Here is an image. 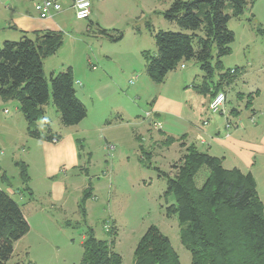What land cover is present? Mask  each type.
<instances>
[{"label": "rangeland", "instance_id": "1", "mask_svg": "<svg viewBox=\"0 0 264 264\" xmlns=\"http://www.w3.org/2000/svg\"><path fill=\"white\" fill-rule=\"evenodd\" d=\"M171 1L93 0L91 10L94 7L95 12L78 20L77 29L83 34L75 38L67 30L63 45L44 60L47 79L52 72L72 67L77 95L87 107V116L67 126L50 98L44 106V117L34 128L45 135L48 122L52 132L61 135L59 141L63 138L61 144L72 135L77 154L70 152L67 142L63 144L65 149L44 147V136L30 135L28 122L17 107L19 101L0 97V186L23 205L28 202L31 196L27 191L20 194L24 186L17 162L23 161L28 165L34 191L33 201L23 207L30 230L15 243L14 255L7 264H84L83 240L89 229L101 239L116 235L114 249L122 255V264H135L137 245L151 225L170 239L173 258L180 264H192V254L186 247L189 239H183L178 216L169 211L176 203L175 196L166 193L167 178L159 172L174 175L187 143L184 137L164 141L168 134L157 131L160 125L155 124L152 107L156 101L169 107L172 100L177 101L183 117L189 116L201 126L207 120L211 131L215 123L225 124V118L210 110L209 93L193 88L204 80V72L195 60L184 61L163 82L152 80L147 72L144 51H157L154 33L161 29L180 31L164 16ZM91 20L96 24L92 23L88 31ZM97 23L111 30L114 37L122 33V38L98 33ZM228 27L235 38L231 52L222 58L223 69L215 68L213 81L230 68L242 69L226 88L225 111L233 122L228 121L227 126L238 122L236 136H241L240 132L255 129L251 118L256 116L259 127L251 139H255L258 151L252 157L255 164L251 172L264 201V0H254L241 16L229 21ZM216 62L214 55L212 64ZM96 87L99 90L95 91ZM238 93L243 97L238 98ZM234 108L240 111L235 120L230 115ZM197 146L202 151L209 149L200 142ZM147 153L152 154L151 164L141 160ZM237 162L230 155L223 165L232 167ZM3 173L9 177L11 187L2 182ZM208 175L209 169L203 166L196 175V185L201 187ZM89 186L92 196L82 204ZM220 216L235 218L225 212Z\"/></svg>", "mask_w": 264, "mask_h": 264}, {"label": "trees", "instance_id": "2", "mask_svg": "<svg viewBox=\"0 0 264 264\" xmlns=\"http://www.w3.org/2000/svg\"><path fill=\"white\" fill-rule=\"evenodd\" d=\"M253 2L172 0L164 16L176 23L180 31L161 29L154 33L157 51H144L149 76L156 82H163L184 61L195 60L204 72V80L200 85L194 84L193 88L209 93L211 100L219 91L227 95L226 88L236 81L242 69L230 68L220 73L216 81H213L214 70L223 69L222 58L231 52L230 45L235 34L228 27L229 21L241 16ZM92 23L90 21V26ZM97 27L102 35L118 40L122 38V33L114 37L111 30L99 24ZM63 43L61 31L45 30L24 33L20 39L6 40L0 47L1 99L18 100L30 135L37 138L44 136L50 142H58L61 135L53 133L48 122L45 135L34 128L37 121L44 117V106L50 98L62 123L67 126L76 125L87 116V107L77 95L72 67L52 72L49 79L44 71V60L56 53ZM214 55L217 57L215 65L212 64ZM237 97L243 96L238 93ZM251 101L252 96L248 98V106ZM239 113V109L234 108L230 115L237 117ZM228 121L233 124L231 119ZM176 140L177 137L168 135L164 141ZM151 157L152 154L147 153L141 160L144 164H151ZM17 164L21 168L24 186L21 192L27 191L31 200L28 165L23 161ZM203 166L209 169V175L198 187L195 178ZM159 172L167 178L166 193L175 196L176 203L170 205L169 211L178 216L183 239H189L186 247L192 254V264H264V202L251 171L226 168L220 157L190 143L173 176ZM1 180L10 186L6 173L1 175ZM91 196L89 186L84 191L82 204ZM220 212L235 218L228 220V217L220 216ZM29 230L23 203L0 186V264H7L13 257L15 243ZM115 242L116 235L101 239L89 229L83 240L84 264H122L123 257L114 249ZM136 254L135 264H171L172 260L173 264H180L176 257L173 258L170 239L156 225H151L142 236Z\"/></svg>", "mask_w": 264, "mask_h": 264}, {"label": "crops", "instance_id": "3", "mask_svg": "<svg viewBox=\"0 0 264 264\" xmlns=\"http://www.w3.org/2000/svg\"><path fill=\"white\" fill-rule=\"evenodd\" d=\"M34 1L35 0H0V47L6 40H18L24 35V33H32L35 31L54 30L65 33L69 30L67 33L75 38L80 34H83L82 30L77 29L79 19H77L73 13L70 15V11H74L72 0H60L63 4V10L46 18H42L36 11ZM95 10L96 9L93 7L91 13L95 12ZM95 18L96 20H99L97 19V16H95ZM94 23H96V21ZM89 27L90 25L87 26L88 31H90ZM99 88L100 87H96L95 91L99 90ZM210 101L211 96L208 98V106ZM17 107L20 110V107ZM152 112L155 116L154 119L160 125L157 127V131L160 133L174 137L184 136V141L187 144L194 143L197 146L198 142H200L202 145H207L209 146L207 151L220 157L223 164L227 161L230 155L233 156V159L238 161L237 164H233L232 167L226 168H247L248 171H251L252 166H254L255 163H253L254 160L252 157L258 150L255 146V139L252 140L251 136L255 133L256 128L259 127V123H256L255 115L251 118L252 123L255 124V129H249L248 132H240L241 136H236L239 131V123L234 121L236 125L228 127L227 122L229 113H226V111L220 113L225 118V124L220 122L215 123V130L212 131L210 130L211 127H209L210 123L207 120L204 121L203 126H201L199 123L195 124L194 120H191L189 116H186V118L183 117V108L181 104L174 100H172V105L170 107L167 104L165 105L163 101H156L152 107ZM233 117L235 120L239 115ZM248 126L250 127V125ZM243 128L246 130L245 125ZM41 141H43L42 143L44 147L50 149L56 147H62L65 149L63 144L67 142L70 152L72 154H75L76 152L77 154V144L72 135H70L62 144L61 141L56 143L48 142L46 140ZM31 191L32 197L34 198V191L32 188ZM33 198L31 200L28 199V202H26L23 207L25 208L27 204L32 202Z\"/></svg>", "mask_w": 264, "mask_h": 264}, {"label": "built area", "instance_id": "4", "mask_svg": "<svg viewBox=\"0 0 264 264\" xmlns=\"http://www.w3.org/2000/svg\"><path fill=\"white\" fill-rule=\"evenodd\" d=\"M75 16L78 19H87L91 15L92 0H72ZM34 7L42 18L50 17L54 13L63 10L60 0H35ZM227 96L223 91H219L210 101L209 108L213 113L225 112ZM149 113H147L148 116ZM150 116V114H149ZM158 123L155 121V124ZM230 124L228 123V126Z\"/></svg>", "mask_w": 264, "mask_h": 264}]
</instances>
